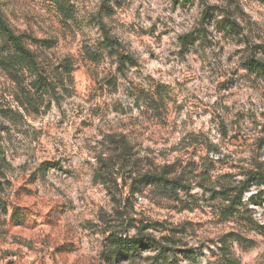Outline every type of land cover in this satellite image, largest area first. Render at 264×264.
Listing matches in <instances>:
<instances>
[{
	"label": "clouds",
	"instance_id": "1",
	"mask_svg": "<svg viewBox=\"0 0 264 264\" xmlns=\"http://www.w3.org/2000/svg\"><path fill=\"white\" fill-rule=\"evenodd\" d=\"M10 261L264 264V0H0Z\"/></svg>",
	"mask_w": 264,
	"mask_h": 264
},
{
	"label": "rangeland",
	"instance_id": "2",
	"mask_svg": "<svg viewBox=\"0 0 264 264\" xmlns=\"http://www.w3.org/2000/svg\"><path fill=\"white\" fill-rule=\"evenodd\" d=\"M14 218H15V220L17 222L16 223V228L17 229H22V227H23L22 221L24 219V217H23V209L22 208H18L17 213H14ZM9 264H12V262L10 261ZM32 264H34V262H32Z\"/></svg>",
	"mask_w": 264,
	"mask_h": 264
}]
</instances>
